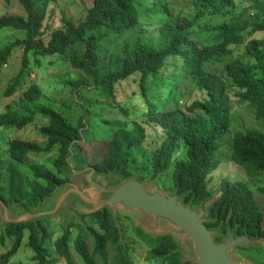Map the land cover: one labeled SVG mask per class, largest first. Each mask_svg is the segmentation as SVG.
Instances as JSON below:
<instances>
[{"label":"trees","instance_id":"16d2710c","mask_svg":"<svg viewBox=\"0 0 264 264\" xmlns=\"http://www.w3.org/2000/svg\"><path fill=\"white\" fill-rule=\"evenodd\" d=\"M50 1L19 0L27 17L0 15V31L10 28L27 32L24 39H18L0 49V66L7 64L15 48L24 49L23 68L11 79L4 95L11 97L25 86L26 79L31 75L30 53L35 56H66L73 68L85 73L72 83L76 91L94 85L95 88L103 89V95L105 92L112 99H115L116 84L137 73L141 74L143 96H146L147 82L165 67L168 58H182L185 81L188 78L194 80L206 97L193 101L184 109L180 105L181 97L169 110L156 109L154 104H149V110L144 112L147 119L131 129L126 126L117 127L114 136L107 140L102 157L89 166L95 167L99 175L120 176L114 179V184L136 176L131 169L132 150L146 139V121L154 122L162 128L165 137L152 158L153 177L156 178L169 168L182 142L187 158L175 163L172 177L175 194L184 195L185 204H191L194 209L206 205L212 195L207 178L220 164L217 150L232 122L228 90L233 87L240 89L239 97L255 109L258 119L264 121V40L253 39L246 46L245 55L229 62L221 73L207 71L206 65L214 58L232 55L234 46L245 43V32L264 31V0H250L252 5L239 13L233 10L235 0H199L200 8L193 18L179 17L162 27L161 35L165 40L162 44L138 40L132 47H125L123 54H112L108 60L101 52V44L108 32L95 30L104 27L123 33L136 27L140 23L136 2L93 0L85 20L76 23L63 18L65 28L55 30L48 43H45L44 21ZM249 11L252 14L247 16ZM207 15L224 18L232 16L213 27L209 33L203 32L193 38V28ZM244 57L249 60L245 61ZM26 87L23 99L8 105L5 113H0V127L25 129L35 121L38 114H42L47 123L42 125L40 132L46 144L19 138L9 141L10 160L0 155V200L13 210L19 207L37 212L51 200L59 185L70 180L60 175L65 173L69 159L75 154L76 145L83 140V129L80 125L74 126L50 106L34 111L32 105L42 98L43 92L35 83ZM53 151L59 153L54 161L56 171L43 170L38 164H32L34 182L30 183L28 175L20 166L29 154ZM232 160L244 168L252 180L257 181L264 175V134L259 131L239 134L233 143ZM260 190L264 194V187ZM220 192V196L208 207L209 221L206 222L209 229L217 231L215 241L224 242L232 232L236 236L264 238V212L248 184L225 179L221 183ZM94 216L99 219V230L92 227L85 229L90 232L93 242L88 243L84 234L75 242L82 263L98 264V259L107 258L108 246L113 245L117 250L116 264H134L129 249L123 244L122 231L113 211L105 208ZM45 221L8 223L5 234L13 237V245L7 253L2 254V264H9V259L17 253L26 229L30 232L29 247L35 253V264H57L58 259H51L46 246L50 233ZM71 227H63V234L54 244L57 255L66 264H75L69 246ZM136 232L143 241L151 243L155 259H162L165 264H194L183 259L180 244L173 234H162L154 238L140 229H136ZM251 247L254 246L237 248Z\"/></svg>","mask_w":264,"mask_h":264},{"label":"rangeland","instance_id":"374dc122","mask_svg":"<svg viewBox=\"0 0 264 264\" xmlns=\"http://www.w3.org/2000/svg\"><path fill=\"white\" fill-rule=\"evenodd\" d=\"M134 1L140 11V23L136 27L123 33L104 27L95 30L97 32H108L106 39L101 44V52L106 56V60L112 54H123L125 47H132L138 40L152 41L156 45L162 44L165 42L161 35L162 27L168 21L176 20L179 17L193 18L201 4L199 0ZM235 2L236 5L233 10L236 13L252 5L250 0H235ZM92 5L93 0L50 1L46 9L43 41L48 43L55 30L65 28L63 18L71 19L76 23L85 20ZM9 14L27 17L19 0L0 1V15ZM251 14L249 11L247 16ZM231 16L227 18L212 15L203 17L193 28L195 33L193 38L203 32L209 33L213 27L227 21ZM26 33V31L10 28L3 29L0 31V49L18 39H24L27 36ZM253 39L264 40V31L245 32L244 44L234 46V52L230 56L214 58L209 61L206 65V70L221 73L229 62L245 55L246 46ZM244 60L248 61L249 59L245 58ZM23 65L24 49L17 47L12 51L7 64L0 66V113L6 111L8 105L19 103L23 99V91L27 88L26 85L37 84L41 88L43 95L39 101L32 105L34 111L40 107L50 106L60 112L74 126H82L83 140L76 145L75 154L70 158L71 163L67 165L65 173L60 175V177L70 179L68 182H74L83 190L89 188L90 184L87 182L85 175L76 174L74 169L78 171L81 168H87L90 164L97 161L99 157H102L106 149L107 140L114 136V131L117 127L126 126L131 129L138 122L146 120L144 112L149 110V104H154L156 109L169 110L173 108L177 99L181 97L180 105L184 109L193 101L202 100L206 97L205 92L198 89L194 80L188 78L185 81V73H182L183 59L178 56H170L165 67L157 75L151 77L146 84L148 90L146 96H143L141 74L137 73L116 84L115 99H112L105 95V92L103 95V89L95 88L94 85L82 87L76 91L72 83L84 76L85 73L80 69L73 68L66 56L58 54L35 56L33 53L29 54L31 75L26 79L25 86L13 96L6 97L4 93L8 84L22 70ZM89 80L92 83V80ZM240 91L237 87L228 90L232 122L229 131L221 141L220 148L217 150L220 164L207 178L208 188L212 195L210 200L204 205V210H208L211 202L220 196L221 183L226 179L246 182L253 190L258 205L264 212V194L260 190L261 187H264V175L257 181L252 180L244 168L232 160L233 143L239 134H245L247 131H259L264 134V121L258 119L255 109L239 97ZM167 100L169 101L167 102ZM45 123H47V119L43 118L42 114H38L35 121L25 129L0 127V155L7 161L10 160L8 144L13 138L33 140L45 145L46 140L40 132L42 125ZM145 125L147 126L146 139L142 145L132 150L131 169L134 174L138 175L140 181L148 183L149 188H159L164 192L175 194L176 189L172 180L173 171L176 161L187 158L184 144L182 142L179 143L169 168L155 178L153 177L151 162L155 150L165 137V133L154 122L146 121ZM58 154L57 151L29 154L20 168L28 175L30 183H32L34 182V172L31 165L38 164L43 170L56 171L54 161ZM119 178L120 176H113L111 185H116L113 181ZM18 208L11 210L16 214ZM195 210L199 211L200 207H195ZM117 215L118 224L122 231L123 244L129 249L128 251L133 258L134 264H165L162 259L157 260L154 258L151 252V243L148 244L143 241L138 232H136V229H140L151 234L154 238L162 235L159 232L146 231V226L154 222L153 216L138 209L128 212L119 210ZM44 219H46L44 224L48 226L50 233L46 246L52 256L51 259H58L57 264H66L64 259L57 255L54 244L55 240L63 234L62 228L72 226L69 240L71 254L75 264H83L75 247L76 239L81 234H84L87 242L92 243V236L85 229L92 227L99 230V219L94 215H84L67 206L60 207L55 215ZM3 221V210L0 206V264H2V254L7 253L13 245V237L5 234L8 223ZM161 225L165 226L167 224L162 222ZM174 236L180 244L183 259L189 255H195L193 241H188L187 245L184 246L183 238L177 235ZM29 238L30 232L26 229L21 247L9 259V264L36 263L34 261L35 253L29 247ZM232 255L237 261L244 264H264V245H256L249 249L236 248L232 251ZM116 257L117 250L115 246L109 245L107 258L98 259L97 263L116 264Z\"/></svg>","mask_w":264,"mask_h":264},{"label":"water","instance_id":"95a60500","mask_svg":"<svg viewBox=\"0 0 264 264\" xmlns=\"http://www.w3.org/2000/svg\"><path fill=\"white\" fill-rule=\"evenodd\" d=\"M74 171L78 175L86 176L89 188L83 190L74 182H65L55 189L51 200L37 212L18 208L14 214L7 204L0 200L3 222L37 223L55 215L62 206L75 209L84 215H94L110 208L117 221L119 210L128 212L138 209L154 218V222L146 226L147 232L180 236L184 246L188 241H193L195 255H189L185 261L189 260L195 264H244L233 257L232 251L235 248L264 245V238L236 236L235 232L230 233L224 242L217 243L214 238L217 231L209 229L206 225L210 209L204 210L202 205L200 210L196 211L191 204H185L184 195L164 192L159 188L151 189L148 183L139 180L138 175L112 186L113 175L107 179L106 176L97 174L95 167L88 166ZM162 222L167 225L162 226Z\"/></svg>","mask_w":264,"mask_h":264},{"label":"crops","instance_id":"0c3cea01","mask_svg":"<svg viewBox=\"0 0 264 264\" xmlns=\"http://www.w3.org/2000/svg\"><path fill=\"white\" fill-rule=\"evenodd\" d=\"M3 113H5V111H4ZM40 144H41V143H40Z\"/></svg>","mask_w":264,"mask_h":264}]
</instances>
